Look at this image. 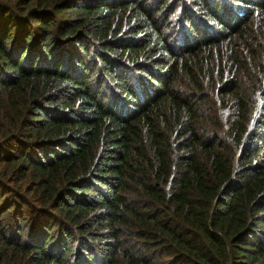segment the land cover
Returning <instances> with one entry per match:
<instances>
[{
  "label": "trees",
  "instance_id": "trees-1",
  "mask_svg": "<svg viewBox=\"0 0 264 264\" xmlns=\"http://www.w3.org/2000/svg\"><path fill=\"white\" fill-rule=\"evenodd\" d=\"M253 1L0 0V264H264Z\"/></svg>",
  "mask_w": 264,
  "mask_h": 264
},
{
  "label": "rangeland",
  "instance_id": "rangeland-1",
  "mask_svg": "<svg viewBox=\"0 0 264 264\" xmlns=\"http://www.w3.org/2000/svg\"><path fill=\"white\" fill-rule=\"evenodd\" d=\"M258 0H255V1H253V2H251V4L252 3H256ZM252 6V5H251ZM236 8L237 7H235V10H236ZM253 11H255V9L253 10ZM257 11V10H256ZM256 11L253 13V15H255V13H256ZM254 20H255V18H253ZM258 22V20H256L254 23L255 24H253L252 26V28H251V31H253L254 33L256 32V35L258 36V28H256V23ZM253 34V33H252ZM257 41H258V39H257ZM253 44V43H252ZM253 47L254 48H256V49H258L256 46H254V44H253ZM262 47L264 48V44H262ZM257 98V100L259 101V99H258V97H256ZM260 104V103H259ZM257 107H258V103H257Z\"/></svg>",
  "mask_w": 264,
  "mask_h": 264
}]
</instances>
